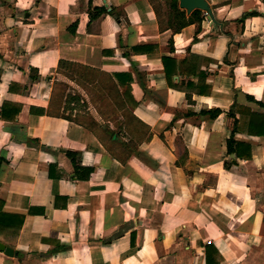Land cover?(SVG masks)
I'll list each match as a JSON object with an SVG mask.
<instances>
[{
  "label": "crops",
  "instance_id": "1",
  "mask_svg": "<svg viewBox=\"0 0 264 264\" xmlns=\"http://www.w3.org/2000/svg\"><path fill=\"white\" fill-rule=\"evenodd\" d=\"M207 1L0 0V264H264V0Z\"/></svg>",
  "mask_w": 264,
  "mask_h": 264
},
{
  "label": "trees",
  "instance_id": "2",
  "mask_svg": "<svg viewBox=\"0 0 264 264\" xmlns=\"http://www.w3.org/2000/svg\"><path fill=\"white\" fill-rule=\"evenodd\" d=\"M171 10L176 14V16L180 19H184L183 23L179 22V24H187V23H194V22H201L203 20V12L201 10H193L189 18H186V12L184 10H180L178 7V0H172L171 3ZM167 62L168 59H165ZM168 73V72H167ZM168 75V74H167ZM261 106L264 107V104L260 103ZM9 110H12V108L9 106L8 103L4 104L0 115L3 119H10L7 117H11L13 119L15 115L18 113L19 108L12 111L11 115H7ZM237 112L240 114H246L248 116L247 120V131L251 135H257L261 136L264 135V113H254L249 109L241 108L237 106ZM215 115L219 114V111L214 112ZM229 115L235 119V126L232 130V133L230 137L227 140V150L229 153H236L237 157H246L245 159H249L251 156V146L250 144L246 142H240L234 140V133L237 131L238 127V119L236 118V112L234 111V107L230 109ZM65 118L70 119L69 116L63 115ZM67 154H71V152H67ZM4 158L0 156V171L2 168V165L4 163ZM76 169V168H75ZM86 178L89 177V174L91 173L92 169L88 168ZM4 201L0 199V231L4 230H12L13 232H16L19 230L23 223L24 216L20 214H13V213H7L3 211ZM215 250H212L211 247L207 248L206 252V259L207 264H210V259L212 258V255ZM217 264V263H213Z\"/></svg>",
  "mask_w": 264,
  "mask_h": 264
},
{
  "label": "water",
  "instance_id": "3",
  "mask_svg": "<svg viewBox=\"0 0 264 264\" xmlns=\"http://www.w3.org/2000/svg\"><path fill=\"white\" fill-rule=\"evenodd\" d=\"M179 7L183 10H186L190 14L193 10L205 11L209 18L213 19L212 10L209 6L207 0H179ZM0 252H4L8 256H13L15 254L12 247L4 244L0 241Z\"/></svg>",
  "mask_w": 264,
  "mask_h": 264
},
{
  "label": "rangeland",
  "instance_id": "4",
  "mask_svg": "<svg viewBox=\"0 0 264 264\" xmlns=\"http://www.w3.org/2000/svg\"><path fill=\"white\" fill-rule=\"evenodd\" d=\"M171 3H172V0H165L166 9H165V11L163 13L167 16L168 20H170L169 22H172V21L175 22L176 21L178 23L179 22L183 23L184 19L178 18L176 16V14L171 10ZM66 88H67V86L66 87L60 86L58 89H66ZM69 94H68V96L66 98V101H65L67 103L65 105V110H64L65 115H68L69 117H73L74 114H76L80 110V108H82V109L78 113H82V114L84 113L85 114L86 110L83 109V108H85L84 106H78L77 111L71 109L70 103L72 101L77 100V97L76 96H72L71 93H69Z\"/></svg>",
  "mask_w": 264,
  "mask_h": 264
}]
</instances>
